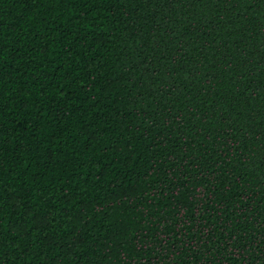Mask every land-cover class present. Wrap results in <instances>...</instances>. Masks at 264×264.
I'll return each instance as SVG.
<instances>
[{
  "label": "trees",
  "instance_id": "obj_1",
  "mask_svg": "<svg viewBox=\"0 0 264 264\" xmlns=\"http://www.w3.org/2000/svg\"><path fill=\"white\" fill-rule=\"evenodd\" d=\"M0 264H264V0H0Z\"/></svg>",
  "mask_w": 264,
  "mask_h": 264
}]
</instances>
